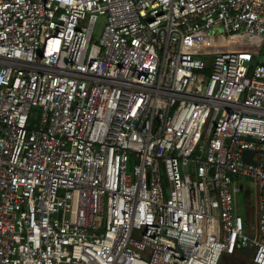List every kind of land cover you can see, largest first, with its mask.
Masks as SVG:
<instances>
[{
	"label": "built area",
	"instance_id": "obj_1",
	"mask_svg": "<svg viewBox=\"0 0 264 264\" xmlns=\"http://www.w3.org/2000/svg\"><path fill=\"white\" fill-rule=\"evenodd\" d=\"M263 51L264 0H0V264H264Z\"/></svg>",
	"mask_w": 264,
	"mask_h": 264
},
{
	"label": "rangeland",
	"instance_id": "obj_2",
	"mask_svg": "<svg viewBox=\"0 0 264 264\" xmlns=\"http://www.w3.org/2000/svg\"><path fill=\"white\" fill-rule=\"evenodd\" d=\"M103 20V17H100L98 22L95 24V27H94V38L93 40H96L101 32V22ZM259 58L260 60H264V51L263 53H260L259 55ZM243 192L241 193H238L236 196H235V203H236V208L238 210V212L240 214H242L243 216L246 217V212H245V209H244V203L245 201H250L251 199L254 200V192L253 193H245V188H243ZM251 190L254 191L253 188H251ZM253 229H254V215L252 214L251 216H249L247 214V227H246V232H249L251 235L253 234ZM227 259V255L225 254H222L221 258H220V261H219V264H224L225 260ZM233 261V262H232ZM233 263V264H239L236 259L235 260H231L230 263ZM176 264V263H175Z\"/></svg>",
	"mask_w": 264,
	"mask_h": 264
},
{
	"label": "trees",
	"instance_id": "obj_3",
	"mask_svg": "<svg viewBox=\"0 0 264 264\" xmlns=\"http://www.w3.org/2000/svg\"><path fill=\"white\" fill-rule=\"evenodd\" d=\"M247 248H243L241 250L236 251L234 254L232 255H227V259L224 261V264H233L232 262L230 263L231 260H235L239 263V264H250V255L248 253Z\"/></svg>",
	"mask_w": 264,
	"mask_h": 264
},
{
	"label": "water",
	"instance_id": "obj_4",
	"mask_svg": "<svg viewBox=\"0 0 264 264\" xmlns=\"http://www.w3.org/2000/svg\"><path fill=\"white\" fill-rule=\"evenodd\" d=\"M249 154H250V152L247 151V150H245V151H243V153H242V157H243L244 159H247Z\"/></svg>",
	"mask_w": 264,
	"mask_h": 264
}]
</instances>
